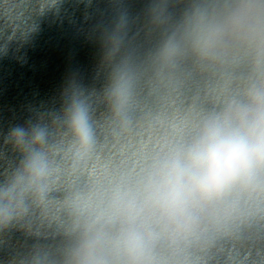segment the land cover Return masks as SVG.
<instances>
[{"label": "clouds", "instance_id": "obj_1", "mask_svg": "<svg viewBox=\"0 0 264 264\" xmlns=\"http://www.w3.org/2000/svg\"><path fill=\"white\" fill-rule=\"evenodd\" d=\"M172 8L150 0L161 35L140 59L127 51L132 18L118 11L102 38L103 87L69 83L59 108L0 134V232L38 224L57 239L17 264H210L222 241L264 233V0ZM23 23L0 17V39H16ZM193 73L209 78L218 102L137 167L94 163L100 105L127 129L146 79L167 92ZM231 264H264V250L234 251Z\"/></svg>", "mask_w": 264, "mask_h": 264}]
</instances>
